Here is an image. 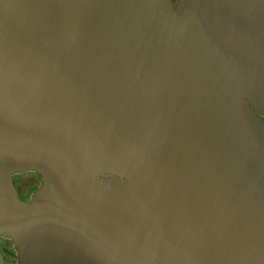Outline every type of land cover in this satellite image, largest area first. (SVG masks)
I'll return each mask as SVG.
<instances>
[{
	"label": "water",
	"instance_id": "95a60500",
	"mask_svg": "<svg viewBox=\"0 0 264 264\" xmlns=\"http://www.w3.org/2000/svg\"><path fill=\"white\" fill-rule=\"evenodd\" d=\"M3 238L19 264H264V0H0Z\"/></svg>",
	"mask_w": 264,
	"mask_h": 264
},
{
	"label": "flooded vegetation",
	"instance_id": "af4514ba",
	"mask_svg": "<svg viewBox=\"0 0 264 264\" xmlns=\"http://www.w3.org/2000/svg\"><path fill=\"white\" fill-rule=\"evenodd\" d=\"M174 3L177 2V0H173ZM31 174L33 173L35 175V177L32 178V181H30L29 183H32L33 186H36V183H39L38 186H36V188L31 191L33 188L29 189V191L27 193L23 192V187L20 184V182L18 181V177L25 175V174ZM13 179L15 181V185L19 191V194L21 196V198L25 201H30L34 192L41 186V180L40 177L33 171H28L25 173H17L13 176ZM4 243L1 244L0 246V254L1 257L3 259V261L5 262V264H19V260H18V252L15 249V246L11 243V240L9 238H3Z\"/></svg>",
	"mask_w": 264,
	"mask_h": 264
}]
</instances>
